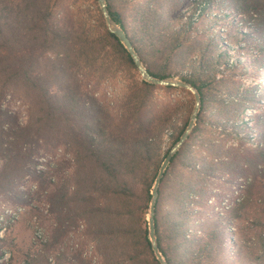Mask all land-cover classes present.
Instances as JSON below:
<instances>
[{
  "label": "trees",
  "instance_id": "obj_1",
  "mask_svg": "<svg viewBox=\"0 0 264 264\" xmlns=\"http://www.w3.org/2000/svg\"><path fill=\"white\" fill-rule=\"evenodd\" d=\"M62 1L0 0V193L16 190L30 172L34 148L41 144L66 145L73 153L74 191L61 193L59 199L61 204L80 211L100 246L103 264H160L149 238L147 215L170 120L151 116L148 109L157 87L138 74L134 79L137 67L119 38L107 29L98 1L92 0L93 8L89 7L85 15L79 11L64 18L59 14ZM133 1L137 0H107L108 9L148 71L161 79L180 77L197 88L202 97L197 124L173 158L159 188L155 216L158 245L169 264H224L233 249L242 256L245 249L237 248L228 236L231 231L221 220H203L193 229L191 222L197 215L188 208L197 183L193 179L212 177L216 170L206 160L201 161L193 147L202 137L205 114L210 109L217 114L213 124L221 132L232 128L239 135L250 127L239 121L233 109L245 106L249 100L226 95L221 90L226 79L218 77L239 64L238 60L230 64L231 50L234 45L241 48L239 43L249 34H231L226 46L220 39L217 43L194 41L209 30L194 28L198 22L196 11L203 16L218 0H196L195 8L179 0H148L130 23L120 8ZM222 1H229L237 15L248 17L251 31L264 30V0ZM168 9L189 18L171 22L165 15ZM257 45L262 54L264 41ZM181 68L188 73L183 75ZM119 75L131 83L114 115L112 108L86 87L99 86ZM10 93L29 105L26 122L3 108L2 102ZM241 112L246 114V108ZM188 124L185 122L172 135L164 158ZM257 148L264 162V135ZM255 187L257 181H249L247 190L251 194L232 208L234 218L241 216L253 200L259 201L264 214V186L254 199ZM10 240L9 236L0 238V252L9 248L10 264H20ZM261 244L263 261L259 264H264V239ZM49 250L46 247L38 255L22 254L23 264H48Z\"/></svg>",
  "mask_w": 264,
  "mask_h": 264
},
{
  "label": "rangeland",
  "instance_id": "obj_2",
  "mask_svg": "<svg viewBox=\"0 0 264 264\" xmlns=\"http://www.w3.org/2000/svg\"><path fill=\"white\" fill-rule=\"evenodd\" d=\"M147 1H133L120 9L124 11L130 23H133L136 12ZM179 1L186 7L195 8L196 0ZM220 1L211 5L210 12L203 16H199L200 10L196 11L195 18H198V22L194 28L203 27L209 30L194 41L217 43L220 39L222 45L226 46L231 34H249L248 38L242 39L239 43L241 48L234 45L231 50L230 64L235 60H238L239 64L230 71L224 70V73H219L218 77L226 79L221 87L226 95L249 100L245 106L238 105L233 109L238 112L239 121L248 123L250 127L239 135L232 132V128H228L230 130L224 133L221 132V128L218 130L213 124L217 119L214 110L210 109L205 114L206 125L202 137L193 147V152L201 161L206 160L214 165L216 170L212 177L193 179L197 183L193 200L188 208L197 215L191 222L192 227L199 225L203 220H221L226 225V229L231 231L228 236H231L237 248L244 247L243 256L237 255L236 249H233V253L231 255L229 253L230 256L225 259L224 264H247V261L259 264L263 261L261 260L263 255L261 240L264 239L263 207L259 201L253 200V204L242 211V215L238 218L233 217L234 213L231 210L239 200L251 194L247 190L249 181H257V187L252 191L254 199L264 186V172L261 173V170H264V162L260 161L257 153V147L260 146L264 135V52L260 54L262 49L257 44L264 41V30L251 31L247 16L237 15L229 1ZM89 7L93 8L92 0H63L59 14L62 18L70 13L75 15L79 11L85 15L84 12ZM180 10L184 11V8ZM165 15L171 22L189 18L187 15L181 17L173 14L169 9L165 10ZM225 15L228 17L223 18ZM209 21L211 25H206ZM181 70L183 75L188 73L186 68ZM137 74L142 79L138 72L134 79H137ZM130 83V80L119 75L102 82L99 86L89 85L86 88L95 94L100 102L112 108V114L116 115ZM156 87L152 91L153 99L148 110L155 119L161 116L168 118L171 128L161 153L164 161V153L171 147L172 135H176L185 122H190L195 107V97L193 93L184 89ZM2 106L15 114L20 122L27 121L29 105L19 97H13L11 93L7 94ZM243 108H246V114L241 112ZM31 161L30 172L21 179L16 190L0 193V238L9 236L11 239L9 243L15 246L14 251L20 264H23L22 254L31 252L38 255L44 253L46 247L51 249L48 251V264H83L84 262L103 264L100 246L81 218L80 211L73 205L61 204L59 199L61 193L74 191V186L71 184L75 167L72 151L66 145L41 144L40 147L33 149ZM200 190L204 194L199 192ZM193 229L196 230V227ZM11 262V250L4 247L0 252V264Z\"/></svg>",
  "mask_w": 264,
  "mask_h": 264
},
{
  "label": "water",
  "instance_id": "obj_3",
  "mask_svg": "<svg viewBox=\"0 0 264 264\" xmlns=\"http://www.w3.org/2000/svg\"><path fill=\"white\" fill-rule=\"evenodd\" d=\"M98 5L100 7L101 13L105 19L107 29L109 32L115 34L120 42L124 45L125 49L128 51V53L131 55L136 67L137 71L140 74L142 80L145 82L155 85V86H163V87H174V88H180L187 91H190L194 94L195 97V107L190 119V122L182 134L180 140L173 146V148L170 150L168 155L165 157L162 165L160 166L158 175L155 179L153 188H152V200L150 203V208L147 215V220L149 222V238L152 243V248L154 251V254L157 258V260L160 262V264H169L166 258L164 257L163 253L160 250V247L158 245L157 241V234H156V204L159 197V188L162 183V180L166 174L167 169L172 163L173 158L177 155V153L181 150V148L184 146V144L189 139L195 125L198 119V115L202 109V97L200 92L197 88H195L191 83L184 81L182 79H179L177 77H170L167 79H161L158 77L153 76L146 66L144 65L139 53L136 51L132 41L128 37L126 31L119 25L117 22L114 21L112 18L110 11L108 9V3L107 0H97Z\"/></svg>",
  "mask_w": 264,
  "mask_h": 264
}]
</instances>
